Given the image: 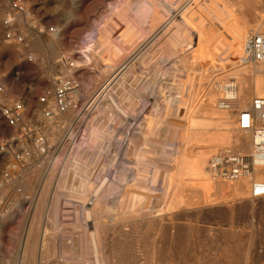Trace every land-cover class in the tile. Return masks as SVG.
<instances>
[{"label":"rangeland","instance_id":"rangeland-1","mask_svg":"<svg viewBox=\"0 0 264 264\" xmlns=\"http://www.w3.org/2000/svg\"><path fill=\"white\" fill-rule=\"evenodd\" d=\"M22 1L20 15L0 0V43L15 49H0V82L26 105L28 144L44 134L49 152L15 169L20 145L5 147L0 264H19L25 244L31 264H264V197L251 198L254 180L244 194H216L181 161L207 144L193 134L224 130L209 119L211 94L218 115L233 120L230 134H250L237 129L240 107L217 106V83L257 75L239 58L247 31H264V0ZM7 19L24 43L5 39ZM64 52L78 108L45 128L39 97L68 73ZM15 138L25 141L0 118V146Z\"/></svg>","mask_w":264,"mask_h":264},{"label":"built area","instance_id":"built-area-1","mask_svg":"<svg viewBox=\"0 0 264 264\" xmlns=\"http://www.w3.org/2000/svg\"><path fill=\"white\" fill-rule=\"evenodd\" d=\"M9 8L16 14H26V7L22 0H8ZM4 24L12 26L13 23L8 19ZM53 29V26L50 28ZM18 34V35H17ZM11 30L6 31V39L16 43H22L24 36ZM241 61L244 62H264V31L251 28L247 31L243 49L240 54ZM59 63L66 67L67 71L74 68V61L68 53L64 52L58 59ZM79 88V80L73 74H63L55 79L54 105H50L48 96L39 97L41 105V120L43 126L48 127V123L55 120V117L69 109H77V97H71L72 93ZM27 108L25 103L20 99H10L7 95L6 84L0 82V118L14 129L21 130V138H25L23 143L17 138L8 144L0 146V153L6 152L5 147L10 149L11 144H19L17 151H12L11 168H21L26 166L33 157H44L49 152V145L44 134L33 137V142L28 144L27 139L31 140L34 134L32 125L26 120ZM240 124L243 128L252 129L254 134L253 149L249 155L238 152L225 153L220 163L222 175L226 178H237L245 170L253 165L255 160L264 163V96H255L251 101L250 108L242 111L240 114ZM43 133V132H42ZM12 142V143H11ZM7 183L15 178L9 172L4 173ZM253 195L260 197L264 195V181L256 182L253 186Z\"/></svg>","mask_w":264,"mask_h":264},{"label":"bare ground","instance_id":"bare-ground-1","mask_svg":"<svg viewBox=\"0 0 264 264\" xmlns=\"http://www.w3.org/2000/svg\"><path fill=\"white\" fill-rule=\"evenodd\" d=\"M4 25H5V28L7 30L9 29V30H11V32L13 31L16 34L19 33L22 36H24V41L22 43H24L27 40V37L23 33L15 30L14 24L12 26H8L6 24H4ZM51 27L52 26L48 27V31H52V32L57 31L55 26H53V29H50ZM2 31L0 28V39L2 38V36H1ZM39 31H40V29H38V32ZM159 31H160V29H157L154 32H152V34L150 35L151 38L156 37V35L159 34ZM4 37L6 39V31L4 33ZM139 48H141V47L137 48L136 54L139 52L138 51ZM0 49L7 50V51L15 50L13 48H10L9 46H7V47L2 46V43H0ZM133 53L135 55V52H133ZM252 63H254L253 71H254L255 75L257 74L253 80L250 79L251 77L248 78L245 75H241L240 79H238V80H236L235 77H231V78L228 77L229 79H227L225 82L217 83L218 84L217 89L220 92V95L222 96V97L220 96L219 100L217 101V106L222 110H232L234 106L240 107L241 109L239 110L238 120L236 121L238 124L237 125L238 128L237 127L236 128L240 131L249 132L250 134L244 135V136H242L241 134H235L234 136H232L231 134H233V133L230 134V131H232V130L236 131V129H234L231 126V124L233 125V120L231 119L230 116H228L227 113H224L225 115H222V113H221V115H218V110L215 107L216 101L214 98V94H211L209 96L208 102L206 103V107L210 111V115H212L209 117V119L213 123H215V121H216V122H219L220 124H222L224 130L223 131H216L215 130L216 132H212L210 134H208L209 133L208 130L210 128H208L206 131H198L195 134H193V132H192L193 136H195L196 138H198L200 140L207 141V144L195 146L194 148H192V150H191L192 154L190 156L184 155L181 158L182 166L184 168L185 167L189 168L194 173L195 177L203 183L204 188H202V189H206L207 191H210L213 189L216 194L224 193V192H226V190H229L230 192H235L236 194H244V193H246L249 180H254V181H252L253 183L251 184L252 189H251L250 193H251V198L252 197L257 198L253 195V192H252L254 183L264 181V163H261L258 160H255L253 162V165L251 167H249L247 170H245L237 178H226V177H224L222 175V172H221L222 167L220 166V163L222 162V159L224 158L223 155L225 153L238 152V153H241L244 155H249L253 149V140H254L253 130L243 128L240 124V121H239L241 112L250 108L251 101H252L253 97L258 96V95H254V94L260 93L259 96H264V95H261V94H264V62H252ZM126 64L121 65L122 67L119 68L118 74L114 75L113 77L111 76L112 78H109L110 79L109 84H111V82L114 81L113 79L117 75L118 76L120 75L119 73L122 70H124V68L126 67ZM21 65H22V63H21ZM18 67H20V66H18ZM72 73H73L72 69L68 70L69 75H71ZM114 74H115V72H114ZM239 74H241V73H239ZM261 74H262V76H261ZM232 76H236V75H232ZM104 89H105V87H103L101 89V91L98 93V96L103 93ZM79 93H80V89L73 92L71 97L75 98L79 95ZM252 95H253V97L251 98V101L248 104V101ZM47 96H48V101H49L50 105L53 107V105H54V102H53L54 101V89H53L52 93H47ZM71 111H72V109H69L66 112H63V113L57 115L55 117L54 123H58L59 118L62 115H65L66 113L71 112ZM192 122L193 121H191L190 123H192ZM201 122H203V121H201ZM204 122H206V120ZM207 122H208V120H207ZM192 124H194V123H192ZM190 128H192V126ZM206 134H208V135L205 136ZM204 137H206V139H204ZM189 138H190V136H189ZM237 146L243 147L245 149L239 150L236 148ZM214 150H216V151L213 152ZM243 150H245V151H243ZM82 152H84V151H82ZM211 152H213V154L211 155V157L208 160V155ZM6 153L7 152H1L0 153V160L6 155ZM207 174H209V177L207 176ZM210 180L213 181L214 183L211 182ZM224 181H227V182L229 181L232 183H229V184L226 183L225 184V183H223ZM4 186H5V184L4 185L1 184L0 188H2ZM4 193H5V191H4ZM263 196L264 195H262L260 197H263ZM177 198H178V196H177ZM2 225H3L2 222H0V226H2ZM27 248H28L27 244H25L23 247V251H21L22 254L20 257V263L19 264H31L32 257L29 256V254H28L29 250Z\"/></svg>","mask_w":264,"mask_h":264},{"label":"crops","instance_id":"crops-1","mask_svg":"<svg viewBox=\"0 0 264 264\" xmlns=\"http://www.w3.org/2000/svg\"><path fill=\"white\" fill-rule=\"evenodd\" d=\"M264 197V196H263Z\"/></svg>","mask_w":264,"mask_h":264}]
</instances>
